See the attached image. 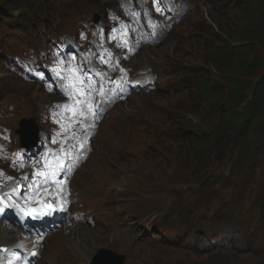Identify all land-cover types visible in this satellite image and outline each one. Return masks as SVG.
Instances as JSON below:
<instances>
[{
    "label": "rangeland",
    "instance_id": "obj_1",
    "mask_svg": "<svg viewBox=\"0 0 264 264\" xmlns=\"http://www.w3.org/2000/svg\"><path fill=\"white\" fill-rule=\"evenodd\" d=\"M45 1L47 0H30L24 3L45 11ZM189 1L191 14L184 24L159 45L140 50L131 62L136 67L156 66L161 79L165 73L163 69L166 70L164 79L169 78L167 86L174 84L173 88L169 91L161 90L159 85L158 92L137 91L127 101L116 106L96 138L95 153L80 168L75 179L76 191L83 193L85 198H94L90 202L92 215L101 217L107 229L97 224L73 227L67 225L43 242L44 249L38 264H77L73 256L78 257L84 264H90L95 261L101 249L123 255L126 264H264V256H256L257 251H264V205L263 217L260 209L262 198L264 202V145L258 152L246 156L247 163L243 166L238 164V154L230 148L228 142L213 146V150L209 152L210 158H214L211 168L215 171L220 168L223 173L222 182L234 183L240 205L238 216L243 215L249 221L246 227L234 219L227 204L221 207L222 220L217 219L215 215L212 216L211 213L219 207V200L224 197L230 198V189L216 190L220 187L211 185L210 180L214 179L209 169L197 174L200 165L194 169L188 159L195 145L187 144L186 140L178 135L177 124L184 120L188 122H185L186 125H192L194 130H200L198 132L200 134H208L219 120L216 113L204 115V112H200L186 116V113L192 110L191 105L197 103L192 94L195 87L194 79L186 75H189L193 68H208L209 64L206 61L209 60V53L212 51L215 53L219 45V40L214 37L216 33L208 32L206 29L201 31L204 28L203 24L208 22L212 26V18H217L210 12L208 0ZM84 2L87 3L83 8L91 9L89 13L93 16L95 11L102 9L101 6L113 3L114 0H51L48 7L51 8L54 4L58 8L43 12L45 15L42 13L41 17L46 16L49 19L48 25L55 28L58 26L57 21L60 20L57 16L65 13V5ZM241 11L222 15L223 21L234 20V23H237L239 14L234 16L233 14ZM217 77L219 75L213 71L211 80L216 82ZM13 78L15 77L4 70L0 60V91L15 85L40 106L55 100L53 96L46 94L40 85L20 82L17 78L16 83ZM33 88L36 89V93ZM204 104L206 103L201 105ZM4 129L5 125L0 119V131ZM163 130L166 133L161 134ZM123 149L127 152H122ZM204 151L208 152L206 149ZM125 156L127 162L124 161ZM253 161L256 163L255 166H251ZM92 181L93 184H89ZM101 182L104 187L112 188L104 191L110 193L104 199L94 194V189L99 188ZM100 188L104 190L103 187ZM250 194L252 199L249 198ZM214 195H217L218 202L211 199ZM185 201L187 205L182 203ZM124 203L126 213L122 214L119 220L115 213L123 209ZM186 206L183 215H173L176 210ZM193 208L198 213L194 212ZM131 213L135 214L128 217ZM198 214L209 220L198 221L200 223L197 226L198 230L203 231L208 225V229L214 232L238 229L241 233L236 236L235 248L229 252L220 251L208 255L172 249L171 247L177 248L181 240L172 242V234L168 231L171 229L179 231L188 225L195 227L192 224L197 223ZM121 221L123 223H120ZM153 225L156 226L157 234L152 233ZM1 226L0 224V236L3 233ZM115 227L122 228L126 235L112 245L106 234L111 236ZM160 228L166 234L162 236V241H160L162 234L158 232ZM141 233L146 234L147 238L142 239ZM128 234L134 236L135 245L129 244L126 240ZM153 234L157 236V241L152 239ZM248 237L252 243L255 242L253 250L250 248L245 250ZM191 238L186 242L190 250ZM141 239L143 244L136 243ZM195 240L200 248H208L207 241H199L198 238ZM262 240L263 245L259 248ZM85 247L90 248L87 254ZM81 256L86 259H82Z\"/></svg>",
    "mask_w": 264,
    "mask_h": 264
},
{
    "label": "trees",
    "instance_id": "obj_2",
    "mask_svg": "<svg viewBox=\"0 0 264 264\" xmlns=\"http://www.w3.org/2000/svg\"><path fill=\"white\" fill-rule=\"evenodd\" d=\"M217 1L221 12L213 8L211 13L217 17L212 18L213 25L206 22L200 29L216 33L219 45L215 53H209L208 68L190 70L188 78L194 79L195 86L192 97L197 103L191 105L192 110L186 116L216 113L219 120L209 134L201 136L192 125H186L187 120L181 124L177 121L179 137L195 145L188 159L192 168L200 165L197 174L209 169L213 146L229 142L238 154V164L243 166L246 156L253 148L257 149L256 143L258 148L264 143V0ZM50 2L45 1L46 7ZM237 10H242L233 14H239L237 23L223 21L222 15ZM213 71L219 75L216 82L211 80ZM251 166H255L254 161ZM225 187L230 188V182Z\"/></svg>",
    "mask_w": 264,
    "mask_h": 264
},
{
    "label": "water",
    "instance_id": "obj_3",
    "mask_svg": "<svg viewBox=\"0 0 264 264\" xmlns=\"http://www.w3.org/2000/svg\"><path fill=\"white\" fill-rule=\"evenodd\" d=\"M22 134L24 135L25 132L22 131ZM36 135V131H35ZM37 143V138L36 136L33 139V144ZM106 259H108L110 262H108ZM94 264H123L124 263V258L122 257H116L109 253L108 251L102 250L98 253L97 258L95 260Z\"/></svg>",
    "mask_w": 264,
    "mask_h": 264
},
{
    "label": "bare ground",
    "instance_id": "obj_4",
    "mask_svg": "<svg viewBox=\"0 0 264 264\" xmlns=\"http://www.w3.org/2000/svg\"><path fill=\"white\" fill-rule=\"evenodd\" d=\"M102 5V4H101ZM97 57H98V59H100L102 56H104V55H101L100 53H97V55H96ZM35 93H36V89H35ZM94 192H95V194L96 195H102V194H105V192L103 191V189H101V188H95L94 189ZM3 232H4V230H3ZM7 237H3L1 240H4V241H7ZM85 249V251H86V254L88 253V251L90 250V248L89 247H85L84 248ZM93 256V255H92ZM82 257V259H86V257H84V256H81Z\"/></svg>",
    "mask_w": 264,
    "mask_h": 264
},
{
    "label": "snow or ice",
    "instance_id": "obj_5",
    "mask_svg": "<svg viewBox=\"0 0 264 264\" xmlns=\"http://www.w3.org/2000/svg\"><path fill=\"white\" fill-rule=\"evenodd\" d=\"M78 103H79V101H78ZM65 107H68V106L66 105ZM89 111L91 112L92 109L89 108ZM78 114L83 115V110L81 109ZM69 171H71V167H69ZM0 174H2V173H0ZM46 206L48 207L49 211H55L56 210V207L54 205H46ZM61 210H63V209H61ZM26 214H29V213H26ZM33 254H35V253H33Z\"/></svg>",
    "mask_w": 264,
    "mask_h": 264
}]
</instances>
